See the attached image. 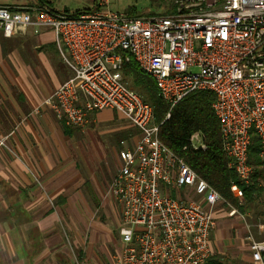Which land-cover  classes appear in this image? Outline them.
I'll return each instance as SVG.
<instances>
[{
	"label": "built area",
	"instance_id": "built-area-1",
	"mask_svg": "<svg viewBox=\"0 0 264 264\" xmlns=\"http://www.w3.org/2000/svg\"><path fill=\"white\" fill-rule=\"evenodd\" d=\"M164 1V15L133 18L108 11V0L73 15L45 5L0 6L3 36L52 33L71 71L45 101L59 121L82 128L94 112L111 109L139 132L132 148L118 151L108 189L119 206L122 243L114 264H206L216 208L244 219L160 142L152 107L125 83L124 63L133 61L154 80L169 110L193 92L214 96L221 150L237 177L229 187L234 199H241V186L254 173L248 162L252 138L264 159V0ZM189 143L205 149L197 134ZM243 225L250 264H264V219L260 239Z\"/></svg>",
	"mask_w": 264,
	"mask_h": 264
},
{
	"label": "crops",
	"instance_id": "crops-1",
	"mask_svg": "<svg viewBox=\"0 0 264 264\" xmlns=\"http://www.w3.org/2000/svg\"><path fill=\"white\" fill-rule=\"evenodd\" d=\"M51 43L49 31L0 32V264H114L122 246L119 211L101 194L99 179L113 161L115 175L118 150L132 148L139 132L132 126L135 134L127 129L110 138L92 132L124 118L111 109L94 112L82 128L55 117L45 101L71 71L57 54L54 63L40 52ZM219 208L212 244L221 237L220 220L231 218ZM241 225L235 230L244 245L237 246L250 264Z\"/></svg>",
	"mask_w": 264,
	"mask_h": 264
},
{
	"label": "trees",
	"instance_id": "trees-1",
	"mask_svg": "<svg viewBox=\"0 0 264 264\" xmlns=\"http://www.w3.org/2000/svg\"><path fill=\"white\" fill-rule=\"evenodd\" d=\"M41 2L44 5L45 2ZM122 74L124 78L130 75L134 84L145 92L147 96L145 102L153 110V122L159 125L160 142L174 153L181 155L186 164L215 189L227 204L241 211L242 207L237 205L229 190L230 184L237 182V177L227 168L228 159L221 150L219 124L211 109L214 96L209 92H193L169 110L168 105L158 96L154 80L141 72L133 61L124 63ZM167 113L169 117L163 121ZM195 134L204 144V150H194L190 147L189 139ZM184 147L186 150L183 151ZM259 147L257 139L252 138L248 162L253 167L254 173L250 184L241 186V199L245 202H249L262 192L259 180H264V168H262L264 160L258 157ZM206 264H219V262L211 258Z\"/></svg>",
	"mask_w": 264,
	"mask_h": 264
},
{
	"label": "rangeland",
	"instance_id": "rangeland-1",
	"mask_svg": "<svg viewBox=\"0 0 264 264\" xmlns=\"http://www.w3.org/2000/svg\"><path fill=\"white\" fill-rule=\"evenodd\" d=\"M44 5L58 13H66L68 15H73L76 12H82L85 10H93L95 6L99 3L100 0H43ZM0 3L9 5V6H34V5H42L40 0H0ZM167 8V3L164 0H108L106 9L113 13H122L128 17H143V16H159L164 15V9ZM49 53L52 55V62H59V55L57 52L54 43L46 45L42 51L40 52ZM43 52V53H44ZM59 57V59L56 57ZM50 58V59H51ZM126 85L138 93L143 100L147 101V96L143 89L137 87L134 84L133 78L130 75H126L125 78ZM131 124L127 122L124 118L120 116H115L110 124L104 125L98 128L96 131L92 132H101L106 133L107 137H111L117 135L118 133L125 131L127 129H131L132 133L133 128H130ZM119 151V150H118ZM264 160V159H262ZM105 165V164H104ZM103 165V166H104ZM118 166V162L113 161L112 164L108 166L105 165V175L103 178L101 177L99 180L100 191L102 195H108V189L110 182L112 180L114 171L113 168ZM228 168V166H227ZM264 168V166H262ZM229 169V168H228ZM232 171L231 169H229ZM104 171V170H103ZM233 172V171H232ZM100 177V174H99ZM259 186L262 188V192L259 196L254 197L249 202H245L242 199H235L237 205L242 207V210H238L240 214L244 217V219H240L238 216L232 217L230 219H221L219 222V228L221 231V237L217 244H212L213 255L211 258H214L219 264H247V260L242 251H240L237 244L243 246L244 244L240 241L238 233L236 230L242 231L241 224H248L255 236V238L260 239L262 237V232L260 229V225L262 223V219H264V180H259ZM173 195L180 194L179 192H173ZM116 204V203H115ZM116 208L119 211V206L116 204ZM219 210L222 213L227 212V207H220ZM234 220V221H231ZM238 227V228H237ZM236 228V230H235ZM235 244V246H234ZM115 255V254H114ZM210 258V259H211Z\"/></svg>",
	"mask_w": 264,
	"mask_h": 264
}]
</instances>
